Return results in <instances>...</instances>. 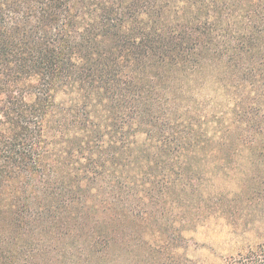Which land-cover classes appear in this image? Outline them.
Segmentation results:
<instances>
[{"label": "trees", "instance_id": "obj_1", "mask_svg": "<svg viewBox=\"0 0 264 264\" xmlns=\"http://www.w3.org/2000/svg\"><path fill=\"white\" fill-rule=\"evenodd\" d=\"M181 2L207 19L157 25ZM237 2L254 28L237 46L255 48L264 0H0V264H200L182 252L188 243L161 190L146 189L164 187L150 179L164 169L127 180L106 168L139 129L186 146L166 90L134 74L169 67L178 79L174 67L195 72L212 60L203 49L226 53L229 42L214 41L234 28L218 22ZM67 92L78 97L59 103ZM255 92L264 99V81ZM227 132L226 143L264 156L261 107L240 111ZM222 264H264V241Z\"/></svg>", "mask_w": 264, "mask_h": 264}, {"label": "rangeland", "instance_id": "obj_2", "mask_svg": "<svg viewBox=\"0 0 264 264\" xmlns=\"http://www.w3.org/2000/svg\"><path fill=\"white\" fill-rule=\"evenodd\" d=\"M247 9L237 2L233 14L218 22L219 27L231 25L234 31L228 40L218 36L214 44L224 47L228 41L232 48L229 46L222 55L203 49V56L212 60L195 72L174 67L180 70L178 79L172 78L169 67L134 74L155 79L166 90L164 99L168 98L175 109L168 117L182 132L186 146L176 150L139 129L126 138L113 161L107 162L106 172L127 180L164 169L162 175L154 172L150 178L162 177L164 187L149 182L146 189L154 188L157 194L161 190L165 199L161 207L178 214L173 225L188 243L182 252L200 264H222L226 257L264 241V156L246 145L224 141L227 131L235 128L240 111L256 105L264 113V99L255 92L264 81L260 77L264 72V31L257 33L255 48L248 49L246 43L247 49L240 50L236 41L252 34V24L245 29L248 26L242 19ZM206 13L205 8L193 10L181 2L173 5L157 25H194L197 18L207 19ZM253 22L258 23L254 18ZM146 23L152 24L147 18ZM76 97L77 93L67 92L59 94L58 100L68 105ZM109 136L104 137V144L111 143ZM146 201L150 202L149 198ZM148 223L157 226L153 221ZM164 225L169 227L165 221Z\"/></svg>", "mask_w": 264, "mask_h": 264}]
</instances>
